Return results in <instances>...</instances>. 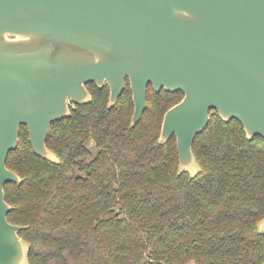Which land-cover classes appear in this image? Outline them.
<instances>
[{"label":"trees","instance_id":"16d2710c","mask_svg":"<svg viewBox=\"0 0 264 264\" xmlns=\"http://www.w3.org/2000/svg\"><path fill=\"white\" fill-rule=\"evenodd\" d=\"M55 121L38 155L23 124L7 166L8 218L24 225L30 264H264V138L215 109L193 150L200 170L180 171L177 137L160 141L165 112L183 90L149 85L132 124L129 78L114 105L110 87Z\"/></svg>","mask_w":264,"mask_h":264},{"label":"water","instance_id":"95a60500","mask_svg":"<svg viewBox=\"0 0 264 264\" xmlns=\"http://www.w3.org/2000/svg\"><path fill=\"white\" fill-rule=\"evenodd\" d=\"M127 78L133 125L150 84L184 91L160 136L176 135L181 172L200 170L193 145L213 109L264 138V0H0V264H30L5 191L22 181L7 166L22 125L34 151L59 162L47 144L53 123L92 99L88 82L109 85L111 106Z\"/></svg>","mask_w":264,"mask_h":264},{"label":"rangeland","instance_id":"374dc122","mask_svg":"<svg viewBox=\"0 0 264 264\" xmlns=\"http://www.w3.org/2000/svg\"><path fill=\"white\" fill-rule=\"evenodd\" d=\"M190 264H194V263L192 262V263H190Z\"/></svg>","mask_w":264,"mask_h":264}]
</instances>
